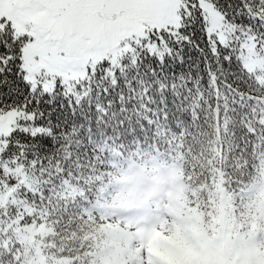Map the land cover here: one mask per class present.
<instances>
[{
    "label": "snow or ice",
    "instance_id": "obj_1",
    "mask_svg": "<svg viewBox=\"0 0 264 264\" xmlns=\"http://www.w3.org/2000/svg\"><path fill=\"white\" fill-rule=\"evenodd\" d=\"M0 264H264V0H0Z\"/></svg>",
    "mask_w": 264,
    "mask_h": 264
},
{
    "label": "rangeland",
    "instance_id": "obj_2",
    "mask_svg": "<svg viewBox=\"0 0 264 264\" xmlns=\"http://www.w3.org/2000/svg\"><path fill=\"white\" fill-rule=\"evenodd\" d=\"M164 181V172L160 171L155 177H154V182L149 183L145 181V179L141 176V186H138V190L143 191L144 188L142 187L143 185L148 186L150 190H155V188L158 185H162ZM123 183V182H122ZM150 194V192H149ZM153 246L155 249L159 251H166V249L163 248L162 242L160 240H157L156 238H153Z\"/></svg>",
    "mask_w": 264,
    "mask_h": 264
},
{
    "label": "trees",
    "instance_id": "obj_3",
    "mask_svg": "<svg viewBox=\"0 0 264 264\" xmlns=\"http://www.w3.org/2000/svg\"><path fill=\"white\" fill-rule=\"evenodd\" d=\"M137 163V165H138V171H140L141 172V176L145 179V181H147V182H150V178H147V177H144L142 174H143V171L144 170H142L141 168H140V164H139V162L137 161L136 162ZM157 169H162V167H156ZM117 183H125L126 182V179H120V180H118V181H116Z\"/></svg>",
    "mask_w": 264,
    "mask_h": 264
}]
</instances>
